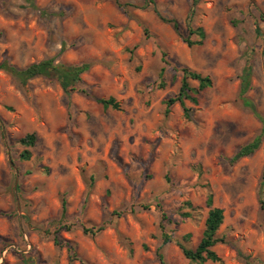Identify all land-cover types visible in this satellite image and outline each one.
Wrapping results in <instances>:
<instances>
[{"label":"rangeland","instance_id":"obj_1","mask_svg":"<svg viewBox=\"0 0 264 264\" xmlns=\"http://www.w3.org/2000/svg\"><path fill=\"white\" fill-rule=\"evenodd\" d=\"M34 4L0 0V64L55 58L91 68L69 95L55 80L22 86L0 70V264H191L177 241L190 234L186 245H198L209 192L224 210L225 243L214 247L222 261L205 264H264V137L253 155L230 162L262 128L239 98L245 53L246 97L264 119V0ZM195 28L205 38L189 47L184 39L200 40L189 36ZM181 67L212 80L197 105L187 103L190 120L179 104L165 115ZM91 96L114 97L121 109ZM29 133L37 141L23 161L19 140Z\"/></svg>","mask_w":264,"mask_h":264},{"label":"trees","instance_id":"obj_2","mask_svg":"<svg viewBox=\"0 0 264 264\" xmlns=\"http://www.w3.org/2000/svg\"><path fill=\"white\" fill-rule=\"evenodd\" d=\"M31 7L35 8L34 0H29ZM172 24L173 29L178 33L179 24L175 21H169ZM198 36L200 40L192 41L190 38L184 39V42L189 46L201 45L202 40L205 38V33L202 28H195L190 30L189 36ZM255 35L257 38H262V31L259 24L255 26ZM245 65L240 76V91L239 98L242 100L243 104L251 108L252 112L260 119L262 123V128L260 133L249 143L241 146L234 156L230 159L232 164L238 162L242 158L249 157L253 155L261 146L262 139L264 137V119L261 118L255 110V107L251 101L246 97L247 92L251 88V77L253 75V60L250 53L244 54ZM91 68L90 63H82L79 65H65L62 63L56 62L55 58H47L39 62H34L27 65L24 68H18L14 65L9 64L7 61H4L0 64V70L10 74L16 81H18L22 86H25L32 79L43 77L50 80H55L61 86L65 94L69 95L76 91L77 85L81 83V75L88 72ZM179 71L182 74L180 87L177 94L168 99L165 102L166 109L165 115H169L170 108L179 104L183 116L185 119L190 120L191 108L188 107L187 103L192 104L193 106L198 104L197 95L212 86V80L209 76H203L199 72H196L188 67H181ZM164 69H161V76L163 75ZM190 81H195L198 83L197 88L191 86ZM85 95H89L86 90H81ZM90 96V95H89ZM91 98L97 103L101 104L104 109H114L120 110V103L114 98L110 97L108 99L101 98ZM37 141V136L35 133L26 134L23 138L19 140V144L22 145L25 150L21 152L19 158L23 161H29L31 159L30 149L35 146ZM264 185V176L261 186ZM213 194L208 193L206 198V207L208 208L207 216L204 221V230L201 236V239L198 245L195 248H190L186 245L189 239L191 238L190 234H187L183 237V241H177V246L182 252L183 256L191 264H205L207 262L220 263L222 260L219 255L214 250V247L218 244L225 243L224 238L219 237L218 232L222 227L225 215L222 208L216 207L214 205ZM261 208L264 209V199H261ZM186 207L190 210H194L191 203L187 202ZM66 203H62V213L65 214ZM192 216L191 212H185L182 214L184 218H190ZM102 227L94 230L85 229V233H90L92 235L97 234L102 231ZM163 236V245H166L171 242V237L162 232ZM56 243L57 239H56ZM74 246H70V250L73 251ZM257 261V262H255ZM260 260L251 261L249 258L246 259V264H260Z\"/></svg>","mask_w":264,"mask_h":264}]
</instances>
